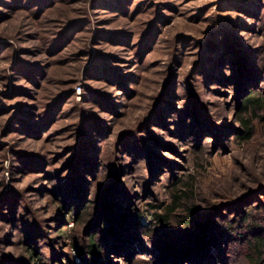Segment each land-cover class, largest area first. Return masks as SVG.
Here are the masks:
<instances>
[{"label": "trees", "instance_id": "trees-1", "mask_svg": "<svg viewBox=\"0 0 264 264\" xmlns=\"http://www.w3.org/2000/svg\"><path fill=\"white\" fill-rule=\"evenodd\" d=\"M1 1V6L6 11L24 12L38 19L39 15L44 14L60 0ZM258 5L253 9L257 10L260 7L264 11V6L260 2ZM99 6L105 7L100 0H86L84 12L87 17L83 22L68 24L51 36L38 35L36 38L38 42L34 46L42 50V54H47L49 59V56L57 59L61 57L59 54L63 47L78 40V35L73 34L75 28L80 27L79 34L83 31L90 32L93 35V42H83L84 50L78 53L79 56L84 54L87 56L83 68L84 82L88 81V77L101 76L99 78L104 79L115 92L111 97L84 86L82 102L74 103L78 115L75 126L79 129L78 132L82 129L80 137H76L75 142L69 147L67 153H70L71 157L67 164L55 168L56 179H60L66 173L69 174L65 176L63 183L59 182L60 184L54 187L53 191V187L46 190L52 192L53 199L50 203L55 205V209L59 212L57 221L64 222L63 228L52 230L56 235L55 232H51L56 236V241H62L54 245L59 248L58 251L56 250L60 255L59 259L53 256V249H48L44 255L46 258H51V261L48 263L44 260L43 248H36L42 230L38 232V225L31 224L28 225L30 228L23 239L8 241L13 243L11 246H25L23 252L27 261L16 263L10 257L0 256V264H100L98 260L100 245H104L111 252L122 244L133 241L140 246L149 247L148 251L156 263L160 260H165L164 262L176 260L174 264H212L216 262L212 258L215 253H225L220 264H228V261L236 263L242 258L247 264H264V237H257L247 248L240 247V239L249 232L255 233L257 227H259L258 231L264 233V229L257 224L259 215L264 211V173L253 175L252 184L244 186L251 196L242 194L238 208L235 210L221 208V205L216 204L204 210L199 203L206 201V198L201 196L203 191L196 180V176L200 173L190 174L186 178L178 177L175 173L178 164L162 158L159 154L161 150H165L166 153L176 155L177 150L162 140L168 136L183 140L188 135L189 139H192L190 140L193 142L190 146L192 147L194 140L197 141L198 131H203V135H206L209 133L206 131L213 130L210 127L216 125L220 132L225 133L226 127L211 121L212 117L206 107L210 103L205 100L208 94H203V91L216 94L219 93V88L224 87L228 91H233L230 103L225 105L227 111H233V119L237 125V129L231 132L226 142L233 140L247 144L252 141L256 134V122L264 127V44L256 48L244 47L226 38L198 44L196 48L200 50L194 54L197 59L192 69L180 78L178 72L172 71L169 67L165 84L155 103L144 107L141 104L142 95H139L133 87L141 80L139 72L125 74L124 68L123 71L119 66L120 61H123L122 58L115 55L107 58L100 50L91 52V46H100L105 39H116L112 33H106L98 26H94L92 15ZM116 11H120L122 15L125 13L121 7ZM5 16V12L0 13V22ZM251 16L255 18V14ZM256 21L258 25L261 24L260 28L263 31L264 22L262 18L260 19V15L259 21L257 19ZM148 36L151 37V32ZM223 36L222 33L219 35V37ZM148 40L142 38L133 42L131 57L133 68L142 66L144 56L150 52ZM116 41L123 45L127 43L123 34ZM185 44L184 42L182 47ZM178 45L179 42H174L173 50L169 52L171 65L179 63ZM22 51L24 50H16L12 43L0 41L2 59L10 57L13 63L10 68L12 70L2 76L10 92L0 99V113L17 111L16 116L10 118L8 133L17 129L15 132L37 139L39 133L42 136L49 132L58 118L63 116V107L75 92L74 89L65 91L63 94H58L55 101L47 104L45 102L38 104L37 100H32L31 90L19 85L18 82L22 80L24 83L39 84L44 73L41 72V66L22 59ZM89 91L90 95L87 94ZM133 99L139 100L144 113L137 120L139 122L135 127L122 135L116 134L111 140L114 122L122 119L125 109L133 105L131 104ZM12 101L16 102L10 104ZM31 101L34 104H31ZM86 103H91L92 107L96 106L93 114L86 111L88 108L82 107ZM11 106L14 107L10 108ZM102 112L110 117L112 122L110 127L108 121L99 118ZM160 131H165L163 133L166 134H159ZM156 133L159 135L156 136ZM219 140H221L220 136ZM198 147L200 148L194 154L192 168L194 171H203L209 163L208 159L204 158L202 153L204 148L201 143ZM4 161L9 163L7 170L11 177L18 172L28 173L32 171V167L39 169L43 163L46 168H42L41 173H46L47 167L56 165L51 164L53 160L49 161L39 154L4 150L0 162L1 176L6 169ZM141 161H144V169L135 176L143 181L145 195H154L151 191L152 183L159 182L165 172L169 173V179L172 180L167 188L168 203L152 206L156 210L160 209V213L153 214L154 218L148 226L143 225L146 212L135 203L137 195L131 194L129 187L127 188L125 182H122V177L126 173L130 175L136 173L134 166ZM51 172L52 170L48 173ZM149 175L156 176V180L149 183L147 181ZM147 183L149 185H145ZM0 184H3V180ZM96 187L97 191L94 193ZM240 191L241 189L238 192ZM17 195L7 192L6 198L3 199L7 201L4 205L7 207L1 211L7 215L6 209L10 207L8 210H11V214L4 216L3 212H0V219L5 218L0 221L10 224L8 227L14 226L13 231L18 229L15 215L22 205L17 200ZM223 196H231V193H225ZM256 196L259 199L253 201ZM223 199L229 203L237 201L235 198ZM26 207L27 205L23 212H26ZM93 231L94 234L89 236ZM81 234L88 235L87 245L77 242ZM67 239L74 241L78 260L69 257L71 247ZM3 240L6 238L3 237ZM141 259L143 258L135 255L130 259V264H141ZM142 264L147 263L142 261Z\"/></svg>", "mask_w": 264, "mask_h": 264}, {"label": "rangeland", "instance_id": "rangeland-1", "mask_svg": "<svg viewBox=\"0 0 264 264\" xmlns=\"http://www.w3.org/2000/svg\"><path fill=\"white\" fill-rule=\"evenodd\" d=\"M1 2L0 0V13L5 12L6 16L0 22V41L12 43L16 50H24L21 58L41 66V72L44 73L42 75L43 79H38V81L41 80L39 84L24 83L22 80H19L18 84L23 85L29 91L31 90V98L37 100L38 104L51 103L55 101L58 94H63L70 89H74L75 92L73 97L66 101L62 110L63 116L58 118L49 132L42 136L39 133L37 139H31L15 132L17 129L8 133L10 118L16 116L17 111L9 110V114L0 113V162L3 151L12 150L24 152L25 154H39L49 161L53 160L52 165L56 164L47 167L46 173H41L46 168L43 163V166L40 165L39 169L32 167V171L28 173L18 172L14 177H11L9 170H7L9 163L4 161L3 164L6 169L2 176L0 175V181L3 180V184H0V212L4 214V211L1 210L7 207H4L7 201L3 200L6 198L7 192L18 194L17 200L22 205L17 209L15 215L17 230L13 231L14 226L8 227L10 224L0 221V240H2L0 242V256L10 257L16 263L22 260L26 262L27 258L23 252L25 246H11L13 243H8V241L14 242L18 238L23 239L24 236H27L30 228L28 225L35 224L38 225V232L42 230L36 248H43L42 257L49 263L51 258H46L44 254L48 252V249H53V256L59 259L60 255L57 252L59 248L57 249L54 245L62 242L56 241V232L54 231V233L52 230L63 228L64 222L59 223L57 221L59 220V212L55 209V205L50 203L53 199L52 192L49 193L46 190L53 187V191L54 187L60 184L59 182L63 183L65 176L69 174L66 173L60 179H56L55 168L67 164L71 157V154L67 153L69 147L75 142L76 137H80L82 129L78 132L79 129L75 126L78 115L77 106L74 103L82 102L84 86L96 90L99 94L111 97L114 96L115 92L113 91L114 88L111 89V86L104 79L99 78L101 76L97 78L88 77V81L84 82L83 68L87 56L85 54L79 56L78 53L80 50H84L83 42H93V35L90 32L83 31L79 34L80 27L75 28L73 34L74 36L78 35V40L63 47L59 54L61 57L57 59L51 56H49V59L46 56L47 54H42V50L34 47L38 42V39H36L38 35L51 36L68 24L76 21L78 23L83 22L87 17L86 12H84L86 0H60L48 8L44 14L39 15L38 19L24 12L6 11L1 6ZM4 2H8V0H4ZM100 2L105 7H97L92 15L94 26H98L106 33H112L116 39H105L100 46H91V52L94 53L100 50L101 54L107 58L110 55L122 58L123 61H120L119 66L122 70L124 68L125 74L139 72L141 80L138 85L133 87L139 92V95H142L143 101H141V104L144 107H148L150 104L152 106L155 103L156 97L165 84L169 67L172 71L178 72L180 78L192 69L197 59L194 54L200 50L196 48L199 46L198 44L225 38L244 47L256 48L262 43L264 44V30L261 31V24L258 25L256 21V19L259 21L260 15V19L262 18L264 22V11L260 7L257 10L253 9L259 6V2L264 6V0H100ZM120 7L125 10L123 15L120 11H116ZM99 8L100 10H98ZM251 14H255L254 19ZM150 32L151 37L148 36ZM221 33L224 34L223 37H219ZM121 34L126 37L127 43L125 45L116 41L119 40ZM142 38H145V41L148 40L147 44L150 52L144 56L142 66L133 68L131 63L132 45L133 42H137ZM174 42H179L177 46L179 63L171 65L169 52L173 50ZM184 42L186 44L182 47ZM12 65L10 57L2 59L0 54V99H3L4 94L10 92L2 76L12 70L10 69ZM218 92L211 94L203 91V94H208L205 100L210 103L206 107H208L210 117H212L211 121L221 123L220 125L226 127L225 133L220 132L216 125L211 126L210 128H213V130L209 131L208 129L206 132L209 133H206V135H203V131H198L197 141L194 140L192 147L190 146L193 142L190 141L192 139H189L188 135L183 140L168 136V138H162V140L173 146L177 153L173 155L161 150L159 154L162 158L178 164V167L175 168L178 177L186 178L190 174L200 173L196 176L197 185H200L203 191L201 196L206 198V201L199 203L202 209L208 210L216 204L221 205V208L235 210L238 208L242 194L245 193V195L251 196L244 186L252 184L253 175L264 173V127L256 122V134L252 141L247 144H240L233 140L227 143L226 139L233 130L237 129L233 119V111H227L225 105V103H230L233 91H228L224 87L219 88ZM89 93L90 91L87 94L90 95ZM15 102L12 101L10 104ZM31 102V104H34L33 101ZM131 102L133 105L125 109L122 119L114 122L111 129V140L116 137V134L122 135L127 130L135 127L139 122L137 120L144 113V108L141 109L138 99H133ZM82 107L88 108L86 111L91 114L96 110V106L92 107L91 103H86ZM99 118L105 120V122L108 121L109 127L111 126L112 122L108 114L102 112ZM163 132L165 131H160L159 134H166ZM159 134L156 133L155 135ZM219 136L221 140H219ZM199 143L204 148L202 153L204 158L208 159L209 165L203 171H194L192 164L194 154L200 148L198 147ZM133 158L135 159L134 156ZM143 167L144 161H141V163L134 166L136 173L134 175L126 173L122 177V182H125L127 188L129 187L131 194L135 193L137 195L135 203L146 212L143 225L148 226L154 218L153 214L155 212L160 213V209L156 210L153 207L168 203L167 188L172 180L169 179V173L165 172L159 182L152 183L151 191L155 196L152 194L145 195L143 181L135 176L143 171ZM51 170L52 172L48 173ZM152 180H156V176L149 175L147 181L150 183ZM240 189L241 191L238 192ZM96 191L97 187L94 189V193ZM228 192L231 193V196H223ZM235 192L238 193L235 194ZM223 198H235L237 201L233 200L235 202L229 203ZM255 198L253 201L259 199L257 196ZM26 205V212H23ZM9 208L6 209L7 215L4 214V216L11 214ZM1 219L5 218L1 217ZM257 224L261 229H264V211L259 215ZM71 226L72 224L69 225V227ZM258 229L259 227L254 230L255 233L245 234L244 238L240 239V247L247 248L249 244L254 243L257 237H264V233L258 231ZM51 232L55 235H52ZM93 234L94 231L89 236ZM3 237L6 240H3ZM87 238V234H81L77 242L81 245H87ZM67 243L71 247H69V257L78 260V255L74 249V241L67 239ZM146 247V245L140 246L133 241L127 244L124 243L110 252L104 245H100L98 260L100 264H130V259L137 255L143 258L141 264L142 261L147 264L151 262L153 264H174L176 262V260L169 262L160 260L156 263L150 255V251H148L149 247ZM214 255L212 258L216 262H212V264H220L221 259L225 257V253H215ZM65 256L68 257V255ZM228 264H247V262L242 258L238 259L236 263L228 261Z\"/></svg>", "mask_w": 264, "mask_h": 264}]
</instances>
